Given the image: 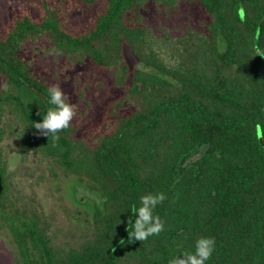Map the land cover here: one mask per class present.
Returning a JSON list of instances; mask_svg holds the SVG:
<instances>
[{
  "label": "trees",
  "instance_id": "trees-1",
  "mask_svg": "<svg viewBox=\"0 0 264 264\" xmlns=\"http://www.w3.org/2000/svg\"><path fill=\"white\" fill-rule=\"evenodd\" d=\"M82 1L97 6L83 29L46 8L21 14L0 33V76L8 83L0 89V117L6 108L16 111L35 147L100 198L85 239L57 248L37 217L18 226L21 218L7 214L0 164V223L16 234L21 264H168L193 251L200 236L216 242L206 264H264V138H258L259 128L264 136V58L253 51L264 47V0ZM180 1L198 4L207 30L181 39L170 64L156 49L142 8L154 2L168 13ZM36 35L49 38L66 68L89 58L112 70L121 86L130 73L128 46L140 67L126 89V108L124 100L111 105L92 134L78 137L82 119L75 117L58 138L40 134L33 124L50 107L47 89L60 84L19 56L21 44ZM148 192L166 196L154 209L164 230L130 241L135 214L129 208Z\"/></svg>",
  "mask_w": 264,
  "mask_h": 264
},
{
  "label": "rangeland",
  "instance_id": "rangeland-1",
  "mask_svg": "<svg viewBox=\"0 0 264 264\" xmlns=\"http://www.w3.org/2000/svg\"><path fill=\"white\" fill-rule=\"evenodd\" d=\"M51 9L73 29L85 28L95 17L97 6L82 0H0V33L23 13ZM142 13L152 28L156 49L167 63L176 62V48L189 34L206 31L207 20L197 3L180 1L168 13L163 6L149 2ZM206 33V32H205ZM19 56L36 72L53 78L76 105L75 118H81L77 136L94 133L111 105L124 100L140 62L126 46L124 56L130 73L124 86L114 80L110 69L97 67L89 58L73 68H66L65 60L55 54L52 42L45 35L25 40ZM66 76V79L62 78ZM8 88L0 76V89ZM94 131V132H93ZM0 164L6 175V209L9 216L21 218L15 223L37 217L40 225L57 248L78 246L90 229L94 204L100 201L78 177L58 162L42 154L34 145L16 111L6 108L0 117ZM23 240L31 244L26 231ZM22 256L16 234L9 224L0 223V264H21Z\"/></svg>",
  "mask_w": 264,
  "mask_h": 264
},
{
  "label": "clouds",
  "instance_id": "clouds-1",
  "mask_svg": "<svg viewBox=\"0 0 264 264\" xmlns=\"http://www.w3.org/2000/svg\"><path fill=\"white\" fill-rule=\"evenodd\" d=\"M253 51L255 55L258 54L264 58V47L257 44ZM47 95L50 107L43 113L42 120L35 122L33 126L42 135L58 138L57 134L70 126L76 105L59 85L50 86L47 89ZM258 138L261 139L264 136ZM165 199L163 192H148L140 196L138 206L133 205L129 208L135 214V219L128 225V240L144 241L164 230V222L158 215H154V209ZM120 243L123 244L124 240ZM215 243L214 237L200 236L194 242L193 251H181L180 255H173L168 264H206L215 250Z\"/></svg>",
  "mask_w": 264,
  "mask_h": 264
},
{
  "label": "water",
  "instance_id": "water-1",
  "mask_svg": "<svg viewBox=\"0 0 264 264\" xmlns=\"http://www.w3.org/2000/svg\"><path fill=\"white\" fill-rule=\"evenodd\" d=\"M259 33H260V27H258V33L256 35V40H258ZM258 133H259V137H261L262 133H261L260 128H259V132ZM260 140L263 142V138H261ZM3 190H4V184H3V180H2V175L0 173V196H1L2 192H3Z\"/></svg>",
  "mask_w": 264,
  "mask_h": 264
},
{
  "label": "flooded vegetation",
  "instance_id": "flooded-vegetation-1",
  "mask_svg": "<svg viewBox=\"0 0 264 264\" xmlns=\"http://www.w3.org/2000/svg\"><path fill=\"white\" fill-rule=\"evenodd\" d=\"M2 180H3V178H2ZM4 184V183H3ZM4 191V190H3ZM3 193V192H2ZM2 195V194H1Z\"/></svg>",
  "mask_w": 264,
  "mask_h": 264
}]
</instances>
